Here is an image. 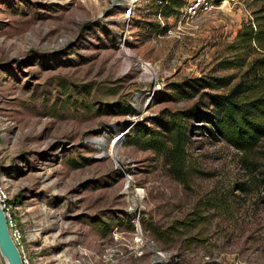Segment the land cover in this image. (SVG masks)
Returning a JSON list of instances; mask_svg holds the SVG:
<instances>
[{
  "label": "rangeland",
  "instance_id": "rangeland-1",
  "mask_svg": "<svg viewBox=\"0 0 264 264\" xmlns=\"http://www.w3.org/2000/svg\"><path fill=\"white\" fill-rule=\"evenodd\" d=\"M158 1L127 21L130 0H0V188L28 264H264V139L243 156L192 129L182 182L138 138L199 97L178 84L239 80L258 51L229 46L261 3L153 42ZM137 58L179 65L155 89Z\"/></svg>",
  "mask_w": 264,
  "mask_h": 264
},
{
  "label": "trees",
  "instance_id": "trees-1",
  "mask_svg": "<svg viewBox=\"0 0 264 264\" xmlns=\"http://www.w3.org/2000/svg\"><path fill=\"white\" fill-rule=\"evenodd\" d=\"M257 1L261 3L260 8L251 14L252 19L243 25L229 46V51L236 55L249 56L258 51V56L251 60L239 80L226 93L216 92L230 87L226 79L206 81L195 78L178 84L173 88L175 92L183 95H192L193 92L199 97L187 109L169 114L167 120L164 118L162 127L165 132L160 134L164 140L156 138L150 131L138 137L143 148L166 157L173 173L182 182L185 179L182 168L185 148L192 129L204 132L211 141H224L243 156L256 152L264 139V0ZM184 3V0H167L156 13L160 11L165 17L172 16ZM163 33L158 26L153 32ZM240 59L227 62L225 68L243 67Z\"/></svg>",
  "mask_w": 264,
  "mask_h": 264
},
{
  "label": "built area",
  "instance_id": "built-area-1",
  "mask_svg": "<svg viewBox=\"0 0 264 264\" xmlns=\"http://www.w3.org/2000/svg\"><path fill=\"white\" fill-rule=\"evenodd\" d=\"M139 2L140 0H130L123 13L124 19L127 21L131 20L134 15V10ZM157 3L159 10H161V8L166 5L167 0H159ZM239 4L238 0H186L182 8H180L178 12L172 16L165 17L159 11L155 14V19L157 26L160 30H163L164 33L156 34V36L152 37V41L154 42V38L158 40L173 38L181 42L184 31L186 29L193 28L197 21L211 13L213 10L231 8L232 6ZM123 49L124 44L120 47L119 52ZM136 61V70L139 75V82H149L155 86V89L159 88V82L163 81L164 78H168L170 76V71L175 70L179 65L178 59L170 60L167 64L166 72H164L162 76L161 72L156 69L155 65L151 61L141 58H137ZM0 203L5 213L11 237L17 248L21 249L22 247L19 241L20 234L17 229L16 221L10 211L8 196L2 188H0ZM21 258L23 264H28L24 257Z\"/></svg>",
  "mask_w": 264,
  "mask_h": 264
},
{
  "label": "water",
  "instance_id": "water-1",
  "mask_svg": "<svg viewBox=\"0 0 264 264\" xmlns=\"http://www.w3.org/2000/svg\"><path fill=\"white\" fill-rule=\"evenodd\" d=\"M0 253L6 264H23L17 246L15 245L5 217L4 210L0 203Z\"/></svg>",
  "mask_w": 264,
  "mask_h": 264
},
{
  "label": "bare ground",
  "instance_id": "bare-ground-1",
  "mask_svg": "<svg viewBox=\"0 0 264 264\" xmlns=\"http://www.w3.org/2000/svg\"><path fill=\"white\" fill-rule=\"evenodd\" d=\"M120 139H121V138L115 137V138L113 139V140H115L114 143H115V144L118 143V142L120 141ZM114 146H115V145H114ZM114 146H113V147H114ZM113 147H112V148H113ZM112 152H113V151H112Z\"/></svg>",
  "mask_w": 264,
  "mask_h": 264
}]
</instances>
